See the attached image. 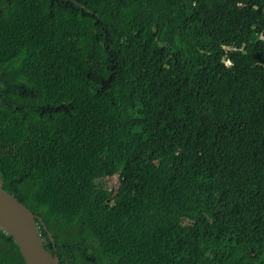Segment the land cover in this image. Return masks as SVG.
Returning <instances> with one entry per match:
<instances>
[{
    "label": "trees",
    "instance_id": "trees-1",
    "mask_svg": "<svg viewBox=\"0 0 264 264\" xmlns=\"http://www.w3.org/2000/svg\"><path fill=\"white\" fill-rule=\"evenodd\" d=\"M262 36L264 0H0V187L59 264H264Z\"/></svg>",
    "mask_w": 264,
    "mask_h": 264
},
{
    "label": "water",
    "instance_id": "water-1",
    "mask_svg": "<svg viewBox=\"0 0 264 264\" xmlns=\"http://www.w3.org/2000/svg\"><path fill=\"white\" fill-rule=\"evenodd\" d=\"M41 218L0 187V229L13 238L25 264H59L57 254H50L41 240Z\"/></svg>",
    "mask_w": 264,
    "mask_h": 264
},
{
    "label": "rangeland",
    "instance_id": "rangeland-1",
    "mask_svg": "<svg viewBox=\"0 0 264 264\" xmlns=\"http://www.w3.org/2000/svg\"><path fill=\"white\" fill-rule=\"evenodd\" d=\"M106 183H107V187L109 189H112L113 190V189H115L118 186V184H119V178H118V176H114V177L108 179V181H106L105 184ZM0 184H1V181H0Z\"/></svg>",
    "mask_w": 264,
    "mask_h": 264
},
{
    "label": "clouds",
    "instance_id": "clouds-1",
    "mask_svg": "<svg viewBox=\"0 0 264 264\" xmlns=\"http://www.w3.org/2000/svg\"><path fill=\"white\" fill-rule=\"evenodd\" d=\"M247 6L246 5H241V8H246ZM261 40H263L264 41V36H262L261 37ZM227 64L228 65H230L231 63H230V61H227ZM15 198V197H14ZM43 221V220H42ZM40 229H41V226H40ZM2 230V229H1ZM5 233V232H4ZM6 234V233H5ZM42 240V239H41ZM42 242H43V240H42ZM16 245V244H15ZM44 245V244H43Z\"/></svg>",
    "mask_w": 264,
    "mask_h": 264
}]
</instances>
